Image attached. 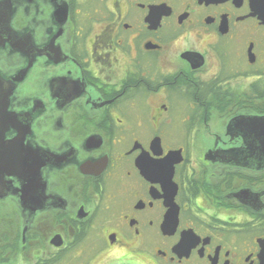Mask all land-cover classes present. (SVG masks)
<instances>
[{
    "label": "flooded vegetation",
    "instance_id": "af4514ba",
    "mask_svg": "<svg viewBox=\"0 0 264 264\" xmlns=\"http://www.w3.org/2000/svg\"><path fill=\"white\" fill-rule=\"evenodd\" d=\"M0 77V264H264V0H0Z\"/></svg>",
    "mask_w": 264,
    "mask_h": 264
},
{
    "label": "water",
    "instance_id": "95a60500",
    "mask_svg": "<svg viewBox=\"0 0 264 264\" xmlns=\"http://www.w3.org/2000/svg\"><path fill=\"white\" fill-rule=\"evenodd\" d=\"M7 96H8V91H6V89L3 87L2 79L0 77V135L3 133L4 129L10 123L11 117H12L10 113L7 112V109H6L7 100H8ZM7 144L9 145V142H7ZM177 153L178 152L176 150L167 152L165 155V158L163 159H166V158L170 159L169 155L173 154L174 160H175V156L177 155Z\"/></svg>",
    "mask_w": 264,
    "mask_h": 264
}]
</instances>
